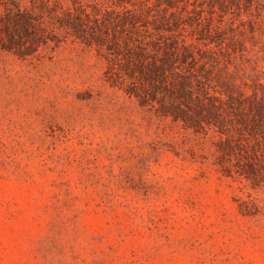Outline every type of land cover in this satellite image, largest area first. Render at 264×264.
Wrapping results in <instances>:
<instances>
[{
	"label": "rangeland",
	"instance_id": "obj_1",
	"mask_svg": "<svg viewBox=\"0 0 264 264\" xmlns=\"http://www.w3.org/2000/svg\"><path fill=\"white\" fill-rule=\"evenodd\" d=\"M118 2L190 51L204 98L264 96V0ZM110 57L0 49V264H264V185L223 173L214 125L113 85Z\"/></svg>",
	"mask_w": 264,
	"mask_h": 264
},
{
	"label": "trees",
	"instance_id": "obj_2",
	"mask_svg": "<svg viewBox=\"0 0 264 264\" xmlns=\"http://www.w3.org/2000/svg\"><path fill=\"white\" fill-rule=\"evenodd\" d=\"M111 4L102 12L98 7L89 11L80 1L66 7L60 0H0V49L21 59H40L46 49L75 37L110 54L106 76L113 85L122 86L142 105L158 103L165 115L183 120L187 128L199 130L205 123L217 127V162L223 173L263 186L264 96H253L257 106L249 108L245 99L233 95L227 109L215 96L206 100L190 51L162 40L165 29L141 9L118 0Z\"/></svg>",
	"mask_w": 264,
	"mask_h": 264
}]
</instances>
